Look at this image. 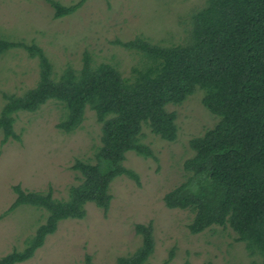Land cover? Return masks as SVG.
<instances>
[{
    "label": "trees",
    "instance_id": "obj_1",
    "mask_svg": "<svg viewBox=\"0 0 264 264\" xmlns=\"http://www.w3.org/2000/svg\"><path fill=\"white\" fill-rule=\"evenodd\" d=\"M85 1L63 6L47 0L55 19L74 13ZM190 28L186 44L161 46L140 37L117 41L141 55L140 67H133L129 77L110 64L91 66L85 54L80 71L67 68L54 79L40 47L0 38V54L24 49L29 57L38 58L40 68L33 88L20 96L4 95L2 144L18 139L13 129L18 112H35L49 100L61 102L66 110L57 124L62 132L79 126L86 107L94 111L101 131L97 162L74 161L72 170L78 173L79 183L69 188L67 199L54 198L50 190L13 186L16 199L6 213L29 205L44 210L46 219L22 250L4 255L0 264L31 258L59 221L83 219L86 203L106 215L110 183L121 175L138 182V175L123 165L126 152L155 158L141 142L142 129L174 141L175 113L166 106L181 104L197 88L203 90L202 105L218 121L189 141L194 154L184 162V169L191 175L164 195L165 205L192 212L188 224L192 234L212 226L229 227L248 254L259 256L264 264V0H205L192 15ZM135 228L142 245L130 256L118 258V264H145L153 252L151 226ZM86 264H91L88 257Z\"/></svg>",
    "mask_w": 264,
    "mask_h": 264
},
{
    "label": "rangeland",
    "instance_id": "obj_2",
    "mask_svg": "<svg viewBox=\"0 0 264 264\" xmlns=\"http://www.w3.org/2000/svg\"><path fill=\"white\" fill-rule=\"evenodd\" d=\"M54 1L68 6L79 0ZM204 5L205 0H86L74 13L55 19L47 0H0V38L40 47L54 79L67 68L80 71L85 54L91 66L110 64L129 77L142 58L117 41L140 37L161 46L186 44L192 15ZM39 71L38 58L29 57L24 49L0 54V110L4 95L20 96L33 88ZM202 95L197 88L181 104L166 106L175 113L174 141L142 129L141 142L156 159L126 152L123 165L138 175V182L121 175L110 183L106 215L86 203L83 219L59 221L33 256L18 264H86L87 257L91 264H118V258L142 245L137 224H149L154 239L145 264H262L259 256H250L244 243L236 241L229 227L212 226L192 234L188 230L192 212L165 205L164 195L191 175L184 169L194 154L189 141L218 121L202 105ZM65 112L61 102L49 100L35 112L16 114L13 129L18 139L2 144L0 132V258L22 250L46 219L44 210L29 205L6 213L16 199L13 186L50 190L54 198L67 199L69 188L79 183L74 161L97 162L101 131L94 111L86 107L81 123L70 133L57 127Z\"/></svg>",
    "mask_w": 264,
    "mask_h": 264
}]
</instances>
